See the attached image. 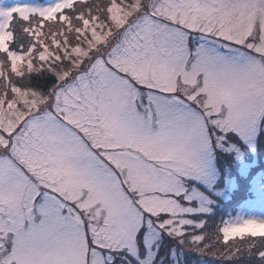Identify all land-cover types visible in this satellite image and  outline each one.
Wrapping results in <instances>:
<instances>
[{"label": "snow or ice", "instance_id": "obj_1", "mask_svg": "<svg viewBox=\"0 0 264 264\" xmlns=\"http://www.w3.org/2000/svg\"><path fill=\"white\" fill-rule=\"evenodd\" d=\"M0 264H264V0H0Z\"/></svg>", "mask_w": 264, "mask_h": 264}, {"label": "rangeland", "instance_id": "obj_2", "mask_svg": "<svg viewBox=\"0 0 264 264\" xmlns=\"http://www.w3.org/2000/svg\"><path fill=\"white\" fill-rule=\"evenodd\" d=\"M6 2H12V0H6ZM233 214H234V213H233ZM207 259H209V260H214L215 258L208 257Z\"/></svg>", "mask_w": 264, "mask_h": 264}]
</instances>
